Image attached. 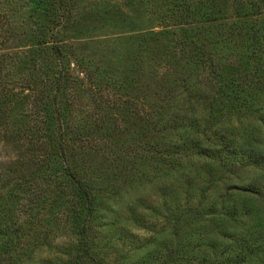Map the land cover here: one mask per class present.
I'll use <instances>...</instances> for the list:
<instances>
[{
  "label": "rangeland",
  "instance_id": "rangeland-1",
  "mask_svg": "<svg viewBox=\"0 0 264 264\" xmlns=\"http://www.w3.org/2000/svg\"><path fill=\"white\" fill-rule=\"evenodd\" d=\"M197 1L0 0V264H71L81 242L104 264H227L236 254L235 242L209 235L210 216L198 214L214 210L238 182L264 181V119L247 137L241 129L254 121L244 110L216 115L233 142L257 154L253 165L248 156L223 167L208 154L161 152L193 138L209 150L205 106L215 84L202 64L209 57L191 53L193 44L214 52L219 73H238L245 86L252 79L253 91L264 88V47L246 51L240 31L231 35L234 23L245 26L239 17L254 14L250 7L201 0L198 14L185 17L182 9ZM254 18L264 24V11ZM188 27L198 37L187 36ZM53 45L62 48L58 60ZM57 127L64 162L52 158ZM65 166L95 195L90 217ZM262 196L249 197L260 219ZM194 246L196 257L186 260Z\"/></svg>",
  "mask_w": 264,
  "mask_h": 264
},
{
  "label": "trees",
  "instance_id": "trees-1",
  "mask_svg": "<svg viewBox=\"0 0 264 264\" xmlns=\"http://www.w3.org/2000/svg\"><path fill=\"white\" fill-rule=\"evenodd\" d=\"M181 1L182 2L181 4L179 3V5L182 7L185 0ZM199 1L201 0L197 1L192 10H190L189 4L186 9H182L185 17L198 14L197 11L199 10L197 4ZM233 2H235L237 5V12L240 10V12L244 11L246 13L248 12L247 8L250 7V11L254 10V14L251 15L250 12L244 14L242 17H239L245 19V22H243L245 26L234 28V26H237V24L234 23L233 27L230 29L231 35L236 30L240 31L242 36V47H244L246 51L249 50L251 45L254 44L264 47V24H259L260 20L254 18V16L259 14V11L263 13L264 0H233ZM210 5L212 6L211 0H209V6ZM174 10L178 11V8L176 7ZM247 16L249 20L246 19ZM188 25L189 24H184L185 27ZM187 29L185 30L187 36L190 35L192 38L196 36L198 37L200 34L197 29H195L196 31L193 28L189 29V27ZM209 39L206 37L207 41H210ZM211 43L212 42H209V44ZM51 50L55 60H58L62 57V48L59 45H53ZM190 52L203 59L208 60L209 57V63L202 64L209 69L210 79L215 84L213 96L209 100V106H205L207 107V111L209 109V123L205 125L207 126L205 131L209 132V150L206 151V148H202V145L200 143L198 144L196 138L185 140L179 139L180 144L174 148L170 149L164 146L161 156L164 158L174 157L175 154L183 155L185 152H190L188 157H197L200 159L208 158L209 155V161H218L223 167L244 165V159L248 156L246 161L247 164H255L258 160L257 154H255L252 148L247 149V147H243L240 144L233 142V130H227L224 129L223 126H220L218 120L219 116L216 115L217 113L218 115H221V112L225 109V107L228 108L227 112H229L230 115H234V111H238L240 109L244 110L246 121H254V124L251 123V125H249V123L246 122V127L242 128L241 132H243V134H245L247 137H250L251 135L256 136L257 133H251V130L257 129L259 132H261L260 124L263 123L262 121L264 119V105H261V103H259V105L257 104V97H259L258 99H261L260 101L264 102V88L260 87L253 91L254 89H252V79L249 80L250 85L245 86L244 81H240L241 78H237V76H239L237 72V76L235 77L233 74L231 79L229 78L228 74L219 73V69L216 67L217 64H214L215 61L213 60L214 52H212L211 49H209L208 52L202 43L198 44L196 41L193 44V47H191ZM229 59L225 60L226 66L231 65V63H229ZM225 70L226 69L223 68L222 72L224 73ZM61 80L62 75L61 71L59 70L52 77L53 87L56 90V94L53 96L55 105L58 104L56 98H58L61 89ZM228 80H231L233 84L226 83ZM245 80L248 81V78L245 77ZM256 105H258L257 108H255ZM59 106L60 104H58L56 109H59ZM165 110H167V108L164 109V112ZM215 110L216 114H214ZM250 115L252 117H249ZM57 131L59 135L57 138L58 146L56 151H54L52 154V158L59 156L64 162L68 158L66 156L65 149L62 146L64 138H62L63 134L60 127H57ZM230 148L236 150L238 149L239 152L242 150V153L232 154L230 153ZM63 176L69 180V185L76 189L78 197L82 199L86 205V216L90 217L93 213H96L94 208L95 195L92 193L91 189L88 188L84 182L80 181L78 175L74 174V172L66 166L65 174H63ZM263 183L264 181L261 182L259 179L258 182H251L249 185H247V187H249L247 188L245 187L246 185L238 182V185L231 189V191H235V193L223 197L214 210L205 208L198 214L201 219L203 218L202 220L207 219L210 216L211 219L207 220L209 221V235L215 234L219 238L227 241H233L235 242V245H237L238 248H233L231 250V252H235L236 254L230 255V257L226 259L227 264H264V219H260L258 216L253 214L250 208L251 202L249 201V197H254L264 191ZM190 243L191 242H188V244ZM197 248H199V246L192 247L193 255L186 258V260L196 257L194 254L198 253ZM83 258L89 260L92 264H104L101 260H98L90 252V250L87 249L85 242H81L80 253L77 254L76 258L71 264H78ZM204 262L202 263L199 261L197 264H205ZM8 264H10V262H8Z\"/></svg>",
  "mask_w": 264,
  "mask_h": 264
}]
</instances>
